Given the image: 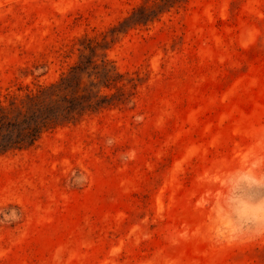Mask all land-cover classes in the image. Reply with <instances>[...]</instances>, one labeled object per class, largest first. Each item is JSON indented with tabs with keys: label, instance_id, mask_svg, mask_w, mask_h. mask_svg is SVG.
Returning a JSON list of instances; mask_svg holds the SVG:
<instances>
[{
	"label": "rangeland",
	"instance_id": "374dc122",
	"mask_svg": "<svg viewBox=\"0 0 264 264\" xmlns=\"http://www.w3.org/2000/svg\"><path fill=\"white\" fill-rule=\"evenodd\" d=\"M89 111L0 155V264H264L217 242L264 196V0H0V101Z\"/></svg>",
	"mask_w": 264,
	"mask_h": 264
},
{
	"label": "trees",
	"instance_id": "16d2710c",
	"mask_svg": "<svg viewBox=\"0 0 264 264\" xmlns=\"http://www.w3.org/2000/svg\"><path fill=\"white\" fill-rule=\"evenodd\" d=\"M61 82L27 93L9 104L0 101V155L34 145L43 133L70 123L91 108L69 95Z\"/></svg>",
	"mask_w": 264,
	"mask_h": 264
},
{
	"label": "clouds",
	"instance_id": "9594fccd",
	"mask_svg": "<svg viewBox=\"0 0 264 264\" xmlns=\"http://www.w3.org/2000/svg\"><path fill=\"white\" fill-rule=\"evenodd\" d=\"M261 183L254 177L242 176L234 182L231 196V223L220 233L217 242L234 243L243 239L264 237V196L242 197L236 194L240 184L255 186Z\"/></svg>",
	"mask_w": 264,
	"mask_h": 264
}]
</instances>
